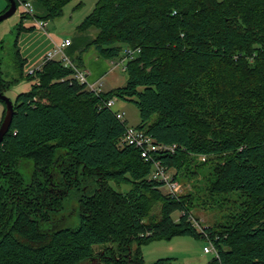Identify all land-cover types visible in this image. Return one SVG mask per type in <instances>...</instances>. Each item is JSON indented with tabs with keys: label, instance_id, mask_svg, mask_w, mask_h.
<instances>
[{
	"label": "trees",
	"instance_id": "trees-1",
	"mask_svg": "<svg viewBox=\"0 0 264 264\" xmlns=\"http://www.w3.org/2000/svg\"><path fill=\"white\" fill-rule=\"evenodd\" d=\"M33 1L48 21L72 0ZM28 16L17 26L18 78L5 77L0 58L1 93L19 78L31 82L0 145V264H145L142 247L153 240L207 238L189 210L194 194L165 192L141 150L120 145L128 121L106 106L112 98L135 102L137 125L175 146L157 155L174 178L205 157L196 168L208 166L212 197H244L204 227L218 252L205 264H264V0H98L76 28L95 38L73 61L85 68L93 46L99 57L126 59L128 74L99 94L60 60L25 71L19 37ZM25 160L33 162L28 179ZM69 206L79 214L75 228L58 217Z\"/></svg>",
	"mask_w": 264,
	"mask_h": 264
},
{
	"label": "rangeland",
	"instance_id": "rangeland-1",
	"mask_svg": "<svg viewBox=\"0 0 264 264\" xmlns=\"http://www.w3.org/2000/svg\"><path fill=\"white\" fill-rule=\"evenodd\" d=\"M98 0H72L65 7L64 14L58 18L48 20V30L56 32L61 37L75 35L77 25L87 16L96 6ZM36 4V2H34ZM8 0H0V13L5 9ZM37 9V8H36ZM21 20L20 6L17 12L0 22V58L3 60V69L5 77L8 80L19 77V69L16 62V46L15 41L18 35L17 26ZM20 46V43H19ZM90 50H88L89 52ZM116 59L114 61H121ZM125 61L117 66L104 76L103 88L118 87L125 85L128 74L125 69ZM41 64V63H39ZM35 68H38L36 66ZM31 82L26 78H19V81L7 91V95L14 101L18 93L28 90ZM125 102V118L129 125H137L141 118L139 109L135 102L124 99H115V101ZM5 104L0 98V123L3 118ZM115 109V105L113 106ZM204 160L197 158L192 164V171L190 175H182L178 177L180 189L178 194L192 193L194 194V204L190 206L192 217L200 224L201 227L215 226L218 222L225 220L224 216L230 212H235L240 209L244 197L241 196L240 191H233L228 194L215 195L213 198L207 189V173L208 166L203 168H196V164ZM24 176L28 179L33 170V162L25 160L20 167ZM198 170V173L196 172ZM170 173L175 175L176 169H170ZM113 186L119 189L118 186ZM127 188L126 185L123 189ZM163 190L166 192L165 187ZM70 202V201H69ZM74 202V201H73ZM69 210L59 212L58 217L62 219L63 226L77 227L80 223L79 214L75 208L69 206ZM181 212H175L174 218L178 219ZM109 245V244H107ZM105 246V245H104ZM205 246H211V241L208 238H196L189 235L175 236L170 239L153 240L143 245V253L145 257V264H155L160 258L171 257L172 264H205L214 256V252L206 253ZM97 249L99 245H96Z\"/></svg>",
	"mask_w": 264,
	"mask_h": 264
},
{
	"label": "built area",
	"instance_id": "built-area-1",
	"mask_svg": "<svg viewBox=\"0 0 264 264\" xmlns=\"http://www.w3.org/2000/svg\"><path fill=\"white\" fill-rule=\"evenodd\" d=\"M20 14L26 13L31 15L34 18L35 24L38 28L42 30H47L48 21L44 18L38 16V11L36 9V5L33 0H20ZM72 44V38L65 37L61 41L57 42L51 49H49L44 57L42 65L49 60H60L65 66H71L75 69L72 77L77 79L81 83H85L87 85V89L90 91L99 94L103 91L102 85L103 81L97 80L92 81L89 78V70L87 68H78L73 58L70 57L67 53V48ZM128 53L132 55L134 51L128 50ZM125 61L122 59L121 61H114L115 66L121 64ZM34 69L29 70L28 72H32ZM115 98L109 99L105 104L106 106L113 109L115 105ZM117 117L124 121L125 118V111L116 110ZM120 145H133L141 150L142 157L145 161H150L153 163V168L150 174V178L160 181L163 184V188L165 187L166 192L170 193L171 195H178L180 189L179 181L174 178V175L170 173V169H168L157 157L159 153L171 150L174 152L175 146L167 145L164 143H158L155 139L144 129L139 127L138 125H129L126 126V131L124 135L120 139ZM205 159V157H203ZM196 226L199 228L200 231L204 232L205 236L210 240V237L207 235L208 233L205 232L204 227H201L199 223L195 222ZM211 246H205L204 251L206 253L214 252L218 254L217 249L214 246L212 240Z\"/></svg>",
	"mask_w": 264,
	"mask_h": 264
},
{
	"label": "crops",
	"instance_id": "crops-1",
	"mask_svg": "<svg viewBox=\"0 0 264 264\" xmlns=\"http://www.w3.org/2000/svg\"><path fill=\"white\" fill-rule=\"evenodd\" d=\"M36 8L41 16L46 14L45 8L39 3H36ZM23 25L25 29L20 33L19 43L22 56L26 59L25 71H29L31 69H35L36 66L40 67L47 51L65 37L59 36L56 32L49 31L48 28L47 30L38 28L35 24L34 18L31 15L23 19ZM66 37L72 38V44L67 48L66 51L68 55L74 59L77 50L89 44L95 38V34L92 30H86L83 32H77L73 36ZM89 50V52L87 51L85 53L83 60L85 68L89 70L90 80L103 81V91L112 89V87L106 89L103 88V78L107 72H110L114 69V60L99 57L96 54L93 46ZM124 108L125 102L120 100L115 102L116 110L124 111ZM164 264H172V261H166Z\"/></svg>",
	"mask_w": 264,
	"mask_h": 264
},
{
	"label": "water",
	"instance_id": "water-1",
	"mask_svg": "<svg viewBox=\"0 0 264 264\" xmlns=\"http://www.w3.org/2000/svg\"><path fill=\"white\" fill-rule=\"evenodd\" d=\"M10 7L0 13V22L13 16L18 10V4L16 0H10ZM0 98L6 102V111L2 123L0 125V145L4 140L5 135L9 132L13 117H14V101L5 93L0 92Z\"/></svg>",
	"mask_w": 264,
	"mask_h": 264
},
{
	"label": "flooded vegetation",
	"instance_id": "flooded-vegetation-1",
	"mask_svg": "<svg viewBox=\"0 0 264 264\" xmlns=\"http://www.w3.org/2000/svg\"><path fill=\"white\" fill-rule=\"evenodd\" d=\"M10 4H11V3H10ZM5 8H6V7H5ZM8 8H9V7H8ZM8 8H7V9H8ZM7 9H6V10H7ZM6 10L4 9V11H6ZM4 11H2V12H4ZM2 12H1V13H2Z\"/></svg>",
	"mask_w": 264,
	"mask_h": 264
}]
</instances>
